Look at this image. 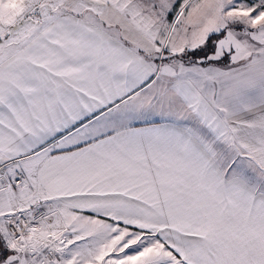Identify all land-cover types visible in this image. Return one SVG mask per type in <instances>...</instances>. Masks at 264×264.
<instances>
[{
	"label": "snow or ice",
	"instance_id": "6c2138e0",
	"mask_svg": "<svg viewBox=\"0 0 264 264\" xmlns=\"http://www.w3.org/2000/svg\"><path fill=\"white\" fill-rule=\"evenodd\" d=\"M0 264H264V0H0Z\"/></svg>",
	"mask_w": 264,
	"mask_h": 264
}]
</instances>
